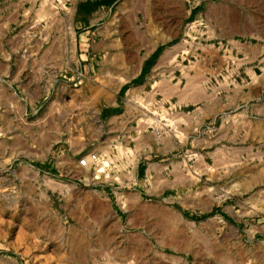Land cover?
<instances>
[{
	"label": "crops",
	"instance_id": "obj_1",
	"mask_svg": "<svg viewBox=\"0 0 264 264\" xmlns=\"http://www.w3.org/2000/svg\"><path fill=\"white\" fill-rule=\"evenodd\" d=\"M41 1L0 0V28L30 19L46 30L43 55H3L4 69L0 62V167L10 168L9 186L26 184L31 202L51 213L72 217L73 201L100 228L128 211L145 220L136 203L176 210L194 192L210 212V186L242 171L250 204L264 205L262 41L210 40L208 20L206 31L189 26L204 13L187 0ZM40 117L46 134L15 127ZM88 155L96 159L80 165ZM226 207L214 208L225 215ZM252 228L264 238L261 219Z\"/></svg>",
	"mask_w": 264,
	"mask_h": 264
},
{
	"label": "rangeland",
	"instance_id": "obj_2",
	"mask_svg": "<svg viewBox=\"0 0 264 264\" xmlns=\"http://www.w3.org/2000/svg\"><path fill=\"white\" fill-rule=\"evenodd\" d=\"M151 1L157 3L160 0ZM47 3L42 0L40 4ZM186 3L187 8L191 6L204 13L202 19H189V26H201L206 31L204 20H208L216 34L210 40L215 41L220 36L223 42L254 38L264 43V0H187ZM235 6L241 10H234ZM245 22L252 26L247 27ZM233 23L237 26L232 27ZM45 31L41 24L33 26L30 19L19 20L9 30L0 28L2 68L3 55H43ZM22 34L34 36L36 42H20ZM201 37L207 39L206 32L197 35V38ZM66 55H72L70 44H67ZM2 78L0 76V81ZM15 127L22 133L28 130L46 134L49 130L42 117L28 125L19 122ZM246 163L243 168L248 167ZM9 170L0 167V264H106L105 254H109L112 247H118L134 264H174L176 260L180 261L177 264H252L256 257L264 264V238L252 235L255 220L264 222V205L250 204L248 171L233 173L232 178H224L210 186L214 201L210 212L205 211V205L197 203L199 195L194 192L181 195L176 210L160 211L153 203H147L142 205L147 207L144 209L145 220L131 221L128 211L123 213L122 221L111 220L100 228L102 221L81 217L82 213L73 201L68 205L75 209L72 217L63 209L51 213L46 203H32L29 197L32 188H26V184L24 187L9 186ZM143 197L149 198L147 193ZM225 202V215L215 211V206L222 207ZM57 205L56 202L53 206L57 209ZM150 207L154 211L157 209L155 215L149 213ZM192 215L199 218L193 219ZM121 230V234H116ZM138 234L143 241L138 240Z\"/></svg>",
	"mask_w": 264,
	"mask_h": 264
},
{
	"label": "bare ground",
	"instance_id": "obj_3",
	"mask_svg": "<svg viewBox=\"0 0 264 264\" xmlns=\"http://www.w3.org/2000/svg\"><path fill=\"white\" fill-rule=\"evenodd\" d=\"M248 18V17H247ZM230 22V21H229ZM232 22V21H231ZM225 24V23H224ZM223 24V25H224ZM231 24V23H230ZM234 25V26H233ZM233 25H231L232 27H236L237 26V24H236V26H235V24L233 23ZM220 26V25H219ZM222 26V25H221ZM224 27H225V25H224ZM246 27V26H245ZM232 29V28H231ZM225 30H227V28L225 29ZM234 30V29H233ZM235 30H237V29H235ZM230 32V31H229ZM233 32V31H232ZM166 57V56H165ZM163 58V57H162ZM161 61V60H160ZM180 93V92H179ZM181 94H183V93H181ZM200 95V94H199ZM192 98H193V96H192ZM199 98V97H198ZM180 100V99H179ZM182 100V99H181ZM86 156V155H85ZM89 156V155H88ZM86 159H87V164L89 163V160L90 159H92L91 158V156H89V157H85ZM97 162V161H96ZM86 164V165H87ZM90 164V163H89ZM81 165V164H80ZM82 166H84V165H82ZM89 167V166H88ZM136 203V202H135ZM132 204V203H131ZM134 205V204H133ZM99 206V205H98ZM137 208H138V210H139V213H138V215L140 216L139 218H142V216H143V214H144V212L146 211V210H144V209H147V207L146 206H142V205H138L137 206V203H136V205H135ZM149 209H151V211L149 212V213H151L152 212V215L154 214H156V212H157V209L156 208H154L155 209V211L154 210H152V207H150ZM161 214V213H160ZM163 214V213H162ZM157 215H159V212H158V214ZM174 215H176V216H178V214H174ZM175 216V217H176ZM160 217H162L161 215H160ZM166 217V216H165ZM167 217H169V216H167ZM173 217V216H172ZM25 218V217H24ZM155 218H159V217H157V216H155ZM176 218H180V217H176ZM22 219V218H21ZM161 219V218H160ZM159 219V220H160ZM172 219V218H171ZM178 221V220H177ZM182 222V221H181ZM160 223V222H159ZM114 250V249H113ZM123 251H119V250H115V251H113V252H110L109 251V254L107 253V254H105V257L108 259V263H106V264H134V262H132V260H130L129 259V257L128 258H125L124 256L126 255V254H123L122 253ZM124 252H126V251H124ZM129 252V251H128ZM132 255V254H131ZM131 258H133V260H134V256H132ZM173 259V258H172ZM69 260H70V258H69ZM137 260V259H136ZM139 260V259H138ZM72 261V260H71ZM75 261V260H74ZM79 261V260H78ZM138 264H140V263H138Z\"/></svg>",
	"mask_w": 264,
	"mask_h": 264
},
{
	"label": "built area",
	"instance_id": "obj_4",
	"mask_svg": "<svg viewBox=\"0 0 264 264\" xmlns=\"http://www.w3.org/2000/svg\"><path fill=\"white\" fill-rule=\"evenodd\" d=\"M79 80V79H78ZM91 158L92 159H96V156L95 155H91ZM79 164H81V165H86L87 164V159L85 158V157H81L80 159H79Z\"/></svg>",
	"mask_w": 264,
	"mask_h": 264
},
{
	"label": "trees",
	"instance_id": "obj_5",
	"mask_svg": "<svg viewBox=\"0 0 264 264\" xmlns=\"http://www.w3.org/2000/svg\"><path fill=\"white\" fill-rule=\"evenodd\" d=\"M191 218H193V219H198L199 217L198 216H196V215H192V216H190ZM201 217V216H200Z\"/></svg>",
	"mask_w": 264,
	"mask_h": 264
}]
</instances>
